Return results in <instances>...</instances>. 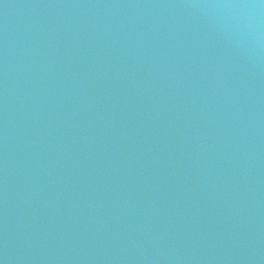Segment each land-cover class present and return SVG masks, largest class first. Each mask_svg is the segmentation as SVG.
<instances>
[{
    "label": "water",
    "instance_id": "95a60500",
    "mask_svg": "<svg viewBox=\"0 0 264 264\" xmlns=\"http://www.w3.org/2000/svg\"><path fill=\"white\" fill-rule=\"evenodd\" d=\"M0 264H264V0H0Z\"/></svg>",
    "mask_w": 264,
    "mask_h": 264
}]
</instances>
